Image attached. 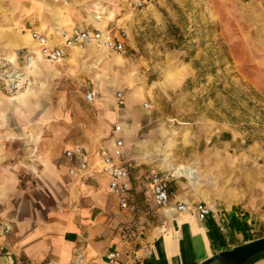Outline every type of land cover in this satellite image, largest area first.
<instances>
[{"label":"crops","instance_id":"obj_1","mask_svg":"<svg viewBox=\"0 0 264 264\" xmlns=\"http://www.w3.org/2000/svg\"><path fill=\"white\" fill-rule=\"evenodd\" d=\"M151 1L136 7L131 0H0V264H106L112 249L120 251L123 264H198L257 237L264 206L252 190L242 194L228 184V155L221 143L213 141L215 146L205 149L201 140L204 150L198 157L177 155L179 134L185 133L182 143L197 144L188 133L199 126L151 121L152 109L138 103L141 92L121 91L127 82L124 57L93 44L69 49L54 62L37 55L25 61L26 54H35L33 28L61 40L71 26H122L128 32L126 50L136 15H146ZM15 67L25 69L26 76L13 90L1 72ZM116 125L121 130L114 131ZM209 128V137H219ZM117 139L123 146L116 158L129 172L127 208L108 190L107 176L70 175L68 168L77 159L64 154L80 145L90 165H96L103 152L113 153ZM259 164L264 172V161ZM191 167L198 174L193 179L187 173ZM153 170L170 175L171 203L204 202L211 208L207 218L199 219L192 207L185 212L157 207ZM146 203L157 217L150 227L132 214L146 212ZM223 263L215 259L208 264ZM241 264H264V251Z\"/></svg>","mask_w":264,"mask_h":264},{"label":"rangeland","instance_id":"obj_2","mask_svg":"<svg viewBox=\"0 0 264 264\" xmlns=\"http://www.w3.org/2000/svg\"><path fill=\"white\" fill-rule=\"evenodd\" d=\"M148 5L146 15H136L126 50H108L125 58L127 82L121 91L141 92L138 103L152 109L149 117L155 123L199 126L188 133L197 144L182 143L185 133L179 134L177 155L198 157L204 150L201 140L205 149L214 147L213 141L221 143L228 155V184L242 194L252 190L264 206L258 195L264 189L259 164L264 161V49L259 39L264 0H152ZM115 27L127 37L124 27ZM209 126L219 137H209ZM224 168L218 174L222 179ZM145 205L146 212L132 214L150 227L156 212ZM256 229V236L264 234L263 220Z\"/></svg>","mask_w":264,"mask_h":264},{"label":"built area","instance_id":"obj_3","mask_svg":"<svg viewBox=\"0 0 264 264\" xmlns=\"http://www.w3.org/2000/svg\"><path fill=\"white\" fill-rule=\"evenodd\" d=\"M146 0H131L136 7H142ZM126 32L123 29L114 30H88L79 26H71L67 34L61 40H53L44 34L41 30L33 28L30 30V37L34 42L35 54L29 53L24 56L25 61L32 62L37 57L54 62L63 58L69 49L82 50L89 45H97L102 48L112 50L114 52H122L124 50V39ZM8 64L13 63V59L6 61ZM2 78L7 81L10 89L21 88L25 79V72L22 67L3 69ZM122 93L118 92L117 96L121 97ZM86 98L92 100V92L86 93ZM121 125H116L114 131L121 130ZM102 138L103 134L98 135ZM123 140L117 139L113 146V153L103 152L100 155L96 165H90L88 161V153L80 145H74L65 149L64 154L67 158L75 157L77 163L68 168V173L73 177L83 178L91 176L94 173H100L109 178L108 190L118 197V203L121 208L128 206L129 192V172L126 166L119 163L116 157L122 154ZM169 181L170 175L163 170H153L150 175V184L152 188L154 202L159 208L175 209L179 212H185L192 207L199 219L204 220L211 213V208L204 202L194 203L189 206L186 201L180 200L171 203L169 197ZM106 264H123L121 253L117 249L107 251ZM44 264H53L52 261H46Z\"/></svg>","mask_w":264,"mask_h":264},{"label":"water","instance_id":"obj_4","mask_svg":"<svg viewBox=\"0 0 264 264\" xmlns=\"http://www.w3.org/2000/svg\"><path fill=\"white\" fill-rule=\"evenodd\" d=\"M264 251V236L254 238L231 249L214 253L198 264H208L215 259H222L227 264H241L250 257Z\"/></svg>","mask_w":264,"mask_h":264},{"label":"bare ground","instance_id":"obj_5","mask_svg":"<svg viewBox=\"0 0 264 264\" xmlns=\"http://www.w3.org/2000/svg\"><path fill=\"white\" fill-rule=\"evenodd\" d=\"M195 168H196V167H195ZM195 168L191 167V168L187 171V173L192 177V179H193L194 177L198 176V174H197ZM176 171H177V170H176ZM195 179H196V178H195Z\"/></svg>","mask_w":264,"mask_h":264},{"label":"trees","instance_id":"obj_6","mask_svg":"<svg viewBox=\"0 0 264 264\" xmlns=\"http://www.w3.org/2000/svg\"><path fill=\"white\" fill-rule=\"evenodd\" d=\"M261 236H264V234L258 235L257 237H261ZM257 237H256V238H257Z\"/></svg>","mask_w":264,"mask_h":264}]
</instances>
